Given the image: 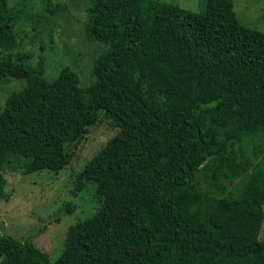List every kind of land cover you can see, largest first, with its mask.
Listing matches in <instances>:
<instances>
[{
    "label": "trees",
    "instance_id": "16d2710c",
    "mask_svg": "<svg viewBox=\"0 0 264 264\" xmlns=\"http://www.w3.org/2000/svg\"><path fill=\"white\" fill-rule=\"evenodd\" d=\"M234 1L204 13L75 1L107 48L82 87L71 68L49 82L43 57L17 53L24 10L0 0V83L25 84L0 109V200L7 169L59 173L97 124L119 129L78 176L100 207L68 229L60 258L0 232V264H264V32Z\"/></svg>",
    "mask_w": 264,
    "mask_h": 264
},
{
    "label": "rangeland",
    "instance_id": "374dc122",
    "mask_svg": "<svg viewBox=\"0 0 264 264\" xmlns=\"http://www.w3.org/2000/svg\"><path fill=\"white\" fill-rule=\"evenodd\" d=\"M75 1L53 0V6L46 9L45 0H10L11 6L24 10L16 25L21 45L17 53L30 54L27 63L32 66L43 57L46 64L44 77L49 82L58 79L61 70L69 67L79 75L81 86L87 87L93 80L94 62L107 48L86 37V14L80 9L83 4H75ZM158 1L196 13H204L207 6V0ZM63 2L68 3L71 12L58 11L53 16L55 6H63ZM234 3L241 22L264 32V0H235ZM24 86L19 80L11 84L0 83V109L11 93ZM118 131L106 119L97 124L75 150L72 163L59 173L44 170L24 175L7 169L6 191L11 198L0 200L1 234L23 241L32 240L52 261L58 260L68 229L92 217L100 207L96 187L85 180L83 188H79L78 176ZM69 205L74 207L72 213L67 212Z\"/></svg>",
    "mask_w": 264,
    "mask_h": 264
}]
</instances>
